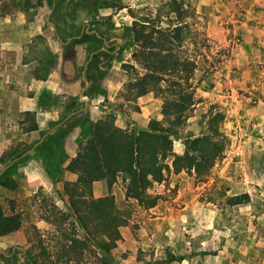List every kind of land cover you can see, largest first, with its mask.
I'll list each match as a JSON object with an SVG mask.
<instances>
[{
  "label": "rangeland",
  "instance_id": "1",
  "mask_svg": "<svg viewBox=\"0 0 264 264\" xmlns=\"http://www.w3.org/2000/svg\"><path fill=\"white\" fill-rule=\"evenodd\" d=\"M169 1L0 0V59L5 52L15 61L20 48H14L19 46L22 59L31 62L38 77L47 78L57 69L59 79L81 82L82 102L78 96L68 97L59 115L58 122L63 123L53 137L61 142L42 143L40 153L51 152L61 164L66 154L79 150L92 134L93 124L102 118L111 117L116 125L130 130L162 119L159 94L129 97L125 86L128 72L144 73L133 56L137 49L130 32L134 22L154 20L159 14L166 17ZM178 1L190 10V26L185 30L186 43L176 53L197 63L189 89L197 103L189 110L182 132L202 135L219 113L218 125L227 146L204 179L194 170H182L169 173L162 183H152L149 194L159 196L153 207H146L147 198L142 204L124 197L125 183L119 177L115 196L126 217L123 233L128 240L107 247L121 264L159 260L161 264H264V0ZM171 17L172 22L164 21L163 27L176 26ZM18 19L21 23H12ZM84 102L89 105L87 112L81 111ZM73 111L75 115L68 116ZM31 149L24 143L10 149L0 146V172L10 168L8 178L16 182L15 188L0 183V207L23 221L20 230L0 235V264H32L28 251L37 244V230L47 242L52 234L44 220L45 207L56 203L66 208L60 201L68 181L63 175L53 180V189L29 186L24 159ZM184 149L182 139L174 141L176 153ZM245 193L249 202L228 203L229 197ZM186 201L203 206L201 223L192 217L182 223L177 219ZM150 208L152 212L142 214ZM161 211L172 217L161 219L165 216ZM134 218L144 223H129ZM179 256L185 259L167 262Z\"/></svg>",
  "mask_w": 264,
  "mask_h": 264
},
{
  "label": "trees",
  "instance_id": "2",
  "mask_svg": "<svg viewBox=\"0 0 264 264\" xmlns=\"http://www.w3.org/2000/svg\"><path fill=\"white\" fill-rule=\"evenodd\" d=\"M167 6L166 17L159 14L154 20L134 22L130 32L137 49L133 56L144 73L132 75L127 70L129 81L125 86L129 97L159 94L163 100L162 119H151L146 127L131 130L119 127L111 117L93 124L92 134L80 144L76 157L67 166V171L77 174L78 180L67 181L63 186L61 200L66 208L56 203L45 207L44 220L51 225L52 234L47 242L44 233L37 230L34 250L38 253L34 254L33 248L28 251L32 264H121L107 244L122 239L121 227L126 217L113 194L94 196V183L107 180L111 188L122 177L127 198L142 204L147 198L146 207H153L159 196L149 194L152 183H162L169 173L182 170H194L198 178L204 179L225 150L228 140L218 125L219 113L202 135L193 137L182 132L189 110L197 103L194 91L189 90L197 63L194 58L176 53L187 40L189 8L183 9L178 0H170ZM171 15L176 26L163 27L164 21L172 22ZM181 139L185 149L178 154L174 151V141ZM9 172L10 168L0 175V183L15 188L16 182L8 178ZM227 201L230 205H240L249 202L250 196L245 193ZM22 225L20 215H6L0 207V235L16 232ZM184 259L179 256L167 262Z\"/></svg>",
  "mask_w": 264,
  "mask_h": 264
},
{
  "label": "crops",
  "instance_id": "3",
  "mask_svg": "<svg viewBox=\"0 0 264 264\" xmlns=\"http://www.w3.org/2000/svg\"><path fill=\"white\" fill-rule=\"evenodd\" d=\"M20 21L18 19L17 22L12 23H21ZM8 47L6 46L4 51L7 52L10 49ZM17 48L20 49L17 50ZM14 49L18 52V58L15 61L9 59L5 52H3V58L0 59V146L10 149L16 147L19 143H24L25 146L30 145L32 147L24 159L27 161L24 165V171L31 187L42 186L53 189V180L59 179L62 175L68 181H77L78 175L67 171V166L76 157L77 150L70 152L69 155L66 154L62 163L59 164L55 159H52L51 152L40 153L39 146L44 142H49L50 146L53 145V142H61L56 141L53 137V133L63 123L58 122L59 115L62 113L64 101L68 97L78 96L79 101L82 102V90H78L81 82L76 79H59L57 69H54L46 79L40 78L37 76L36 71L31 68V62L27 63L22 59L21 47L18 46ZM84 103L85 107L81 111L87 112L89 105L87 102ZM75 113L73 111L68 116L75 115ZM89 119L94 121L95 117L90 116ZM20 120L23 122L22 125ZM30 123L32 126L29 127ZM115 184L110 188L107 180L95 182L93 187L94 196L96 198L109 194L115 196L117 193ZM124 197H126V194H124ZM60 201L65 207V202L61 199ZM202 208L203 206L198 203L186 201V207L176 217L180 223L189 217L201 223L204 219ZM152 209L144 210L142 214L145 215L148 211L152 212ZM208 209L209 212L213 213L212 208ZM188 212H191L192 215ZM160 213L165 214L161 219L172 217L168 216L165 211ZM158 218L154 219L157 220ZM145 219L149 220L147 217ZM136 221L137 223H144V221L136 220V218L132 221L129 220V223H135ZM123 226L121 227L122 239L120 240L124 239L127 242L128 239L124 236Z\"/></svg>",
  "mask_w": 264,
  "mask_h": 264
},
{
  "label": "water",
  "instance_id": "4",
  "mask_svg": "<svg viewBox=\"0 0 264 264\" xmlns=\"http://www.w3.org/2000/svg\"><path fill=\"white\" fill-rule=\"evenodd\" d=\"M98 36H99V35H98ZM106 45H107V43H106ZM91 57H92V55H91ZM84 80H86V78H84ZM82 93H83V92H82ZM10 164H12V163H10ZM10 164H9V165H10ZM2 173H3V171L0 172V175H1Z\"/></svg>",
  "mask_w": 264,
  "mask_h": 264
}]
</instances>
